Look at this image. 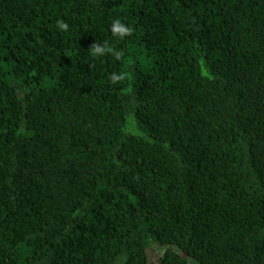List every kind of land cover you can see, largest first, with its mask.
<instances>
[{
    "label": "trees",
    "instance_id": "obj_1",
    "mask_svg": "<svg viewBox=\"0 0 264 264\" xmlns=\"http://www.w3.org/2000/svg\"><path fill=\"white\" fill-rule=\"evenodd\" d=\"M0 264H264V0H0Z\"/></svg>",
    "mask_w": 264,
    "mask_h": 264
},
{
    "label": "clouds",
    "instance_id": "obj_2",
    "mask_svg": "<svg viewBox=\"0 0 264 264\" xmlns=\"http://www.w3.org/2000/svg\"><path fill=\"white\" fill-rule=\"evenodd\" d=\"M118 23H121V22L119 20H116V21H114L113 25L118 24ZM113 25L111 28L113 35L116 31H119L121 33H127L128 36L132 35V33H133V29L130 27H128V28H113ZM58 26L60 29L65 30V31H67V29H68L67 23H65L63 21H58ZM123 37L124 36L122 35L121 38H123ZM96 47H98V45L93 46V48H96ZM120 58H121V56H117L116 59H120ZM124 78H125V75H116V74H112L109 77V79L111 80L112 83H117V81H122V80H124Z\"/></svg>",
    "mask_w": 264,
    "mask_h": 264
}]
</instances>
